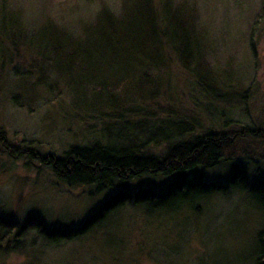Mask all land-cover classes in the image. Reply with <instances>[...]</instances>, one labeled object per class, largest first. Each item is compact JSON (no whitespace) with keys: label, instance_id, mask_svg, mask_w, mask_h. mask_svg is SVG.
I'll return each mask as SVG.
<instances>
[{"label":"rangeland","instance_id":"obj_1","mask_svg":"<svg viewBox=\"0 0 264 264\" xmlns=\"http://www.w3.org/2000/svg\"><path fill=\"white\" fill-rule=\"evenodd\" d=\"M146 2L0 0V217L11 229L39 221L48 229L76 228L117 192L68 187L35 158L107 143L122 127H145L152 134L162 123L179 121L192 126L187 137L242 134L233 143L232 162L251 183L264 177V151L248 136L254 129L264 131L261 0ZM136 8L153 12L158 31L165 12L182 16L199 50L195 69L212 92L197 86L162 34L154 35L157 63L138 68L129 61L122 69L107 62L112 72L99 66L85 77L79 72L85 69L82 61L64 63L58 53L35 46V33L46 29L64 43L89 41L106 15L122 23ZM142 143L150 153L162 149L152 140L134 141ZM229 163L225 159L206 170L204 180L223 183ZM142 182L157 190L159 180ZM138 186L131 182L127 190ZM111 219L104 229L53 246L31 232L23 239L20 231L0 243V264H250L254 237L262 230L260 215L237 193L213 195L198 212L147 217L125 206ZM12 240L21 248L11 249Z\"/></svg>","mask_w":264,"mask_h":264},{"label":"trees","instance_id":"obj_2","mask_svg":"<svg viewBox=\"0 0 264 264\" xmlns=\"http://www.w3.org/2000/svg\"><path fill=\"white\" fill-rule=\"evenodd\" d=\"M146 10L134 9L122 23H115L106 15L101 19L100 30L87 36L89 41L86 42L71 43L65 39L64 43L62 38L58 40L48 29L35 33L33 40L41 52L58 53L64 63L82 61L85 69L79 72L84 73L81 76L85 77L91 73L95 75L101 70L99 66L112 72L107 62L114 67L120 65L122 69L128 68L126 63L129 61L138 68L144 66L146 61L155 64L158 49L154 35L162 34L182 65L195 75L197 86L212 92L207 79L195 69L199 50L191 32L181 24L182 16L173 18L165 12L160 21L161 30L158 31L153 12ZM260 17L264 19V0H261ZM64 51L65 54L62 53ZM192 129V126L179 121L162 123L152 134L145 127L135 130L122 127L117 129L116 135L106 137L107 143L104 144L73 146L59 157L37 154L35 159L68 187H86L95 194L112 189L117 192L73 229H48L39 221L33 224L26 222L17 231L0 217V243L21 231L23 239L31 232L44 245L53 246L106 228L114 213L125 206H131L147 217L174 214L180 210L198 212V208L213 195L228 198L237 193L245 195L248 205L262 219V230L256 232L248 261L250 264H264V177L256 176L255 182L251 183L243 175L242 168L232 162L237 152L233 143L242 134L227 137L209 132L187 137ZM154 134H157V139H154ZM248 136L257 148L264 151L263 130H251ZM138 139L139 142L152 140L155 145L162 144V149L158 153L147 152L142 148L144 143L141 146L134 144ZM225 159H229L230 163L224 182L216 184L205 181L203 173L217 167ZM145 178L159 180L157 190L142 186ZM136 181L139 186L133 192L127 190L129 183ZM12 242L11 249L21 248L16 240Z\"/></svg>","mask_w":264,"mask_h":264}]
</instances>
